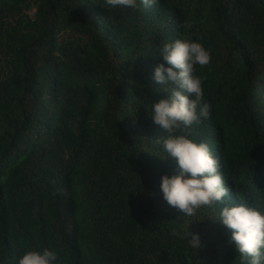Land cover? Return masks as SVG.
<instances>
[{"label":"trees","instance_id":"trees-1","mask_svg":"<svg viewBox=\"0 0 264 264\" xmlns=\"http://www.w3.org/2000/svg\"><path fill=\"white\" fill-rule=\"evenodd\" d=\"M137 5L0 0V259L51 247L59 264H248L217 221L222 203L187 217L160 194L176 166L150 112L169 86L152 76L161 28L210 52L197 72L207 120L172 134L199 141L217 125L233 179L252 183L264 167L251 162L264 146V0Z\"/></svg>","mask_w":264,"mask_h":264},{"label":"clouds","instance_id":"clouds-1","mask_svg":"<svg viewBox=\"0 0 264 264\" xmlns=\"http://www.w3.org/2000/svg\"><path fill=\"white\" fill-rule=\"evenodd\" d=\"M106 2L113 8L138 7L137 0ZM142 2L152 9L156 0ZM156 42L160 50L159 57L165 63L154 68L152 79L158 85L169 87L165 90L168 97L153 105L150 112L153 123L166 130L163 151L176 166L174 175L161 177L160 194L168 205L187 217L195 215L202 206L222 203L217 221L226 227L225 231L231 230L227 235L229 246L248 264H264V182L253 183V180L260 182L264 179V167L256 168L252 176L253 184L234 180L217 125L205 132L199 141L172 134L181 126L188 128L198 123L201 117L203 122L207 120L208 105L203 102V78L197 72L198 68L210 63V52L186 34L177 36V33L164 32L163 28L157 31ZM262 149L263 153L254 155L256 158L251 162L262 163L264 146ZM247 197L262 203H246L243 198ZM62 212L71 213V208ZM186 239L190 247L197 249L200 246L198 233L187 232ZM0 264L13 262L2 258ZM16 264H59V254L51 247L26 250Z\"/></svg>","mask_w":264,"mask_h":264}]
</instances>
